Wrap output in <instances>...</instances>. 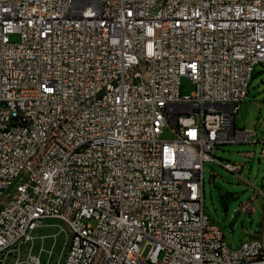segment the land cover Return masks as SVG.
Listing matches in <instances>:
<instances>
[{
  "label": "built area",
  "instance_id": "obj_1",
  "mask_svg": "<svg viewBox=\"0 0 264 264\" xmlns=\"http://www.w3.org/2000/svg\"><path fill=\"white\" fill-rule=\"evenodd\" d=\"M258 64L264 0H0V264H49L46 218L56 264H264L204 189L207 162L240 169L217 146L264 140L235 123Z\"/></svg>",
  "mask_w": 264,
  "mask_h": 264
},
{
  "label": "rangeland",
  "instance_id": "obj_2",
  "mask_svg": "<svg viewBox=\"0 0 264 264\" xmlns=\"http://www.w3.org/2000/svg\"><path fill=\"white\" fill-rule=\"evenodd\" d=\"M12 40H18V33L12 34ZM195 86L190 79L183 78L181 93L190 94ZM238 127L258 129L264 135V64L256 66V72L249 85V92L240 105L235 117ZM161 139L174 138L173 132L165 128ZM258 143H226L215 148V154L223 163L227 161L239 164L236 172L226 169L223 164L207 162L205 165V210L213 221L220 224L225 235V241L232 247L239 246L243 227L254 231L258 229L259 211L254 214L240 212L239 206L255 194L256 188L264 190V151ZM242 172V176L239 173ZM25 177L20 173L13 186L7 191H14V186ZM234 215L236 217L234 218ZM241 217V218H239ZM65 226L61 219L46 218L34 231L32 253L39 256L43 262L49 261V251L54 254L49 264H56L65 242L72 241V236L62 230ZM32 243L23 246V256L30 251ZM43 248V249H42Z\"/></svg>",
  "mask_w": 264,
  "mask_h": 264
},
{
  "label": "crops",
  "instance_id": "obj_3",
  "mask_svg": "<svg viewBox=\"0 0 264 264\" xmlns=\"http://www.w3.org/2000/svg\"><path fill=\"white\" fill-rule=\"evenodd\" d=\"M262 136L264 138V135ZM259 144L262 145V151H264V140L260 141ZM242 174L243 173L240 172L239 176L241 177ZM255 211H259V217H258L259 223L257 226L258 229L252 231L249 228L244 226L242 230L241 240H240L239 245L241 244L242 241H244L245 239L251 236H257L260 238H264V190L263 189L256 188L255 194L252 197H250L245 203L239 206V213L249 212L250 214L253 215ZM235 217L236 215L234 216V218Z\"/></svg>",
  "mask_w": 264,
  "mask_h": 264
}]
</instances>
